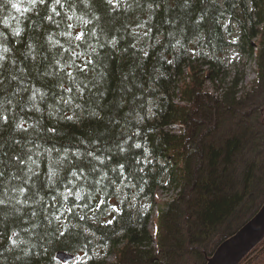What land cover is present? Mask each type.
Masks as SVG:
<instances>
[{"label":"trees","instance_id":"1","mask_svg":"<svg viewBox=\"0 0 264 264\" xmlns=\"http://www.w3.org/2000/svg\"><path fill=\"white\" fill-rule=\"evenodd\" d=\"M256 49L261 84L264 0H0V264H207L264 205V100L224 77Z\"/></svg>","mask_w":264,"mask_h":264},{"label":"rangeland","instance_id":"2","mask_svg":"<svg viewBox=\"0 0 264 264\" xmlns=\"http://www.w3.org/2000/svg\"><path fill=\"white\" fill-rule=\"evenodd\" d=\"M227 59H228L227 68L224 74L225 82L228 84L232 82L233 80H235L236 78H240L239 80L241 81H240L239 89L241 91L250 90L255 86L256 88H258L257 90L260 91L262 100H264V83L255 84V80L258 77L257 75L258 49L255 50L253 58L247 57L245 53L231 50L227 56ZM179 101L180 100L177 99L176 103H178ZM170 130L173 131L174 133H181L182 128L180 126H173ZM216 131L219 137H222L223 139H225L227 137L233 136L236 133V131L241 133L242 129H241V125L239 123H236V124H233L229 129L220 127ZM205 138H206L205 142H207V145H208L209 140L207 141V137ZM209 138H211V136H209L208 139ZM214 139L211 138L210 142L213 141ZM196 162L198 163V160ZM241 166H242V159H240L239 162L236 164V167L239 170L237 171L238 179L240 180H242L240 178L241 177V171H240ZM179 192L180 191H178L177 188L171 187V185L166 186L165 189H158L155 192V197L157 199L158 204L155 206L156 208L154 209V212L152 213L151 223L149 226V229L151 230L154 236H156L157 234L156 223L161 214V209H162V204L160 203L161 202H165V203L174 202V200L178 197ZM153 246H156V244L155 245L153 244ZM108 260L112 261L113 256L112 257L110 256ZM193 263L202 264V261L199 262L198 258H194ZM74 264H79V263H77L76 261Z\"/></svg>","mask_w":264,"mask_h":264},{"label":"water","instance_id":"3","mask_svg":"<svg viewBox=\"0 0 264 264\" xmlns=\"http://www.w3.org/2000/svg\"><path fill=\"white\" fill-rule=\"evenodd\" d=\"M263 240L264 205L251 220L217 247L207 264H242ZM57 259L63 264H71L76 260V256L67 252H59Z\"/></svg>","mask_w":264,"mask_h":264},{"label":"snow or ice","instance_id":"4","mask_svg":"<svg viewBox=\"0 0 264 264\" xmlns=\"http://www.w3.org/2000/svg\"><path fill=\"white\" fill-rule=\"evenodd\" d=\"M12 7H14V8H15V7H17V5L13 4V5H12Z\"/></svg>","mask_w":264,"mask_h":264}]
</instances>
